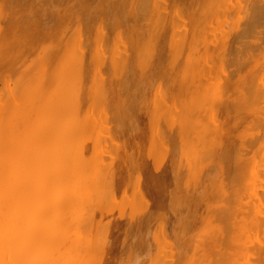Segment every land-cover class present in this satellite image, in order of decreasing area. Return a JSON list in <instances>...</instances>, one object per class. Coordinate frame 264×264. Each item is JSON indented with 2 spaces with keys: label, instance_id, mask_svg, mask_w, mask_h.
I'll use <instances>...</instances> for the list:
<instances>
[{
  "label": "rangeland",
  "instance_id": "obj_1",
  "mask_svg": "<svg viewBox=\"0 0 264 264\" xmlns=\"http://www.w3.org/2000/svg\"><path fill=\"white\" fill-rule=\"evenodd\" d=\"M57 1L0 0V95L51 43L69 48L83 103L109 87L97 168L120 163L124 185L95 263L264 264V0Z\"/></svg>",
  "mask_w": 264,
  "mask_h": 264
},
{
  "label": "bare ground",
  "instance_id": "obj_2",
  "mask_svg": "<svg viewBox=\"0 0 264 264\" xmlns=\"http://www.w3.org/2000/svg\"><path fill=\"white\" fill-rule=\"evenodd\" d=\"M150 5L143 6L148 11L150 7V10L153 8ZM142 13H139L140 18L144 15ZM46 49L50 52L47 62L45 52L46 57L41 55L37 67H30V72L24 73L26 76L20 73L28 64L21 65L22 68L18 67L21 71L15 72L17 87L14 88L17 89L13 88V92L17 98L9 91L10 88L11 102L10 99L2 103L5 99H1L2 93L0 95V264H96L99 258H94L104 251L105 246L108 247L106 243H101L100 232L105 229L108 232L111 227L105 228L104 225L113 212L110 202L115 200V188L112 186L118 180V186L121 182L124 185L121 179L124 168L120 163L116 164L115 161L113 165L97 168L100 166L98 163H104L101 160L99 162L98 140L95 141L92 135L97 127L94 117L100 118L96 107L98 111H103L102 114L107 111L109 101L106 95L110 89L106 87L109 92L106 88L99 90L102 83L98 89L94 84L92 91H98L107 103L99 101L98 105L100 97H93L89 99L90 102L83 103L82 100L87 98L80 96L84 86L81 83L82 75L76 70V63L70 62L69 48L65 50L68 54L58 51L61 50L60 43H51ZM74 52H70L73 61L77 56ZM114 61L118 67L120 59ZM6 74L9 75L8 72ZM122 77L124 81L125 74ZM125 81L123 83L126 85ZM103 85L106 86L105 83ZM121 88L125 89L123 84ZM93 99L97 102L93 103ZM223 101L225 99L221 104L227 102ZM95 112L99 115L94 116ZM102 120L99 121L104 122ZM98 169L100 177L95 175ZM118 202L116 200L114 203Z\"/></svg>",
  "mask_w": 264,
  "mask_h": 264
}]
</instances>
